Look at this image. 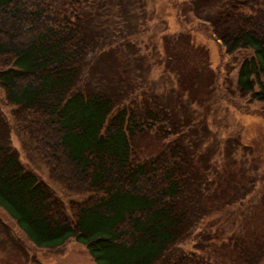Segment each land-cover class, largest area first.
Instances as JSON below:
<instances>
[{
  "label": "trees",
  "instance_id": "16d2710c",
  "mask_svg": "<svg viewBox=\"0 0 264 264\" xmlns=\"http://www.w3.org/2000/svg\"><path fill=\"white\" fill-rule=\"evenodd\" d=\"M138 1L0 0V89L11 117L48 178L84 197L65 205L23 167L9 143H0V207L33 246L55 249L73 239L95 264H219L175 249L202 218L245 194L240 181L225 183L223 165L211 177L214 148L206 156L203 138L190 139L191 129H205L194 123L192 101L184 103L173 88L172 103L149 91L143 54L131 51L115 83L101 84L98 76L88 85L87 66L103 52L101 60H109L107 54L113 59L114 46L125 49L139 31L145 10L144 0ZM204 20L226 54L251 51L238 67L236 87L264 103V0H229ZM123 26L124 38H114ZM147 132L168 139L140 158L134 138ZM208 200L221 204L208 211ZM239 226L221 244L244 259ZM249 239L256 262V251L264 255V237Z\"/></svg>",
  "mask_w": 264,
  "mask_h": 264
},
{
  "label": "rangeland",
  "instance_id": "374dc122",
  "mask_svg": "<svg viewBox=\"0 0 264 264\" xmlns=\"http://www.w3.org/2000/svg\"><path fill=\"white\" fill-rule=\"evenodd\" d=\"M228 1L144 0V20L139 31L133 35V41H127L125 49L116 48L122 44L110 49L115 51L113 59L107 54L104 59L109 60H101L103 54L108 53L103 52L93 62L94 66L88 65L91 79L88 85L93 87L98 76L101 84L115 83L116 77L122 72L121 65H125L127 53L131 51L135 55L143 54L142 68L147 73V89L151 87L166 94L172 103L169 91L173 88L175 92L182 94L184 103L187 99L192 101L189 107L193 111L191 114L194 123L205 129L197 130L194 127L191 129L190 139L197 143L203 138V146H209L206 156L214 148L211 177L219 172L221 164L225 172L220 176L224 180L229 179L225 183L230 184V179L233 178L236 182L240 181L245 186V191L241 190L245 194L220 210L217 207L221 201H206V210H217L202 218L186 238L175 244V249L178 253L194 251L208 258L211 263L264 264V255L261 258L257 251V261L252 262L255 245L249 239L255 235L264 237V103L241 96L236 87L238 67L243 59L250 57L251 51L241 49L226 54L204 20L207 12ZM126 31L127 28L123 26L114 38H124ZM109 32L112 33L111 30ZM129 36L127 35V40ZM114 38H108L106 43ZM91 60V57L88 58L87 63ZM2 67L4 66L0 62V69ZM131 68L129 66V70ZM185 79H191L189 83L193 84L182 90L180 82ZM117 88L125 90V86L117 85ZM182 105L186 111L185 104ZM11 109L12 106L5 102L0 89V143H9L10 148L17 152L23 167L44 181L65 205L70 201L82 200L84 197L65 191L48 178L47 169L34 152L32 144L13 121ZM147 134H138L134 138L133 143L140 147L137 151L140 158L157 151L168 139L157 138L150 135L151 132ZM224 191L230 192L228 187ZM238 226L243 235L241 240L245 238L244 247L247 246L246 251H240L244 254V259L234 256L235 253L229 250L228 244L224 247L221 244L232 237ZM21 248L27 253L21 252ZM0 264L95 263L84 246L73 239L55 249L33 246L0 207Z\"/></svg>",
  "mask_w": 264,
  "mask_h": 264
}]
</instances>
